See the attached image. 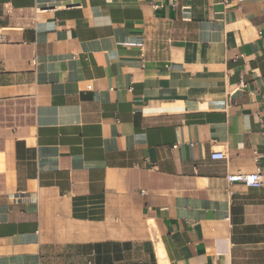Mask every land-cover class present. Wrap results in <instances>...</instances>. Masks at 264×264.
Wrapping results in <instances>:
<instances>
[{"label": "crops", "instance_id": "0c3cea01", "mask_svg": "<svg viewBox=\"0 0 264 264\" xmlns=\"http://www.w3.org/2000/svg\"><path fill=\"white\" fill-rule=\"evenodd\" d=\"M156 4L0 0V264H264V0Z\"/></svg>", "mask_w": 264, "mask_h": 264}, {"label": "built area", "instance_id": "2783aa9c", "mask_svg": "<svg viewBox=\"0 0 264 264\" xmlns=\"http://www.w3.org/2000/svg\"><path fill=\"white\" fill-rule=\"evenodd\" d=\"M151 1V7L153 10H156L158 8V5L156 4L157 0H150ZM211 160L215 161H223L225 160V154L223 152H213L210 155ZM230 182H240L244 184L247 187H261L263 185V174L260 170H257L253 174H238L235 176L229 177Z\"/></svg>", "mask_w": 264, "mask_h": 264}]
</instances>
